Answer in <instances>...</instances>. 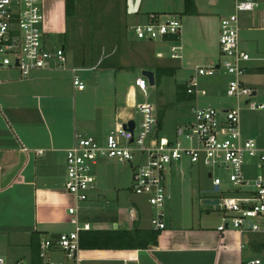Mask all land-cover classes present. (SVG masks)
<instances>
[{
    "label": "crops",
    "instance_id": "1",
    "mask_svg": "<svg viewBox=\"0 0 264 264\" xmlns=\"http://www.w3.org/2000/svg\"><path fill=\"white\" fill-rule=\"evenodd\" d=\"M216 2L208 0L209 4L205 6L200 0H190L194 13L184 14L186 20L183 28L186 25L189 31L192 23L203 24L215 32V42L219 46L222 17L218 12L221 6ZM76 4V14L72 15L76 17L78 28L75 34L78 40L76 49L71 47L68 53L65 44L58 46L64 48L66 53L64 67L38 70L26 77L15 68L0 67V251L3 253L0 256H4L9 264L19 261L39 264L41 239L73 230L77 220L80 225L90 223V229L83 232L139 229L147 232L144 234L149 240L153 232H160L157 242H151L147 248H84L80 244L79 264H249L259 259L253 257V253H256L262 241L261 246L264 247V234L242 233L234 228L219 231L223 216L221 211L217 218H212L209 213L198 214L194 211L190 223L186 224L183 218L178 222L165 219V228H156L151 222L153 213L148 207L150 204L131 190L132 179L129 192L118 189L116 199L110 197L109 188H103L100 182L94 184L88 198L82 201L66 190V149L73 144L75 134H85L93 128L97 135H102L119 121H124L130 109L135 111L133 106L138 102L139 89L129 84L125 92V109L120 110L118 104L113 112H107L103 106L95 105L94 94L102 78L105 77L116 87L122 85L129 72L135 73L136 79L142 75V70L150 69L154 71L156 82L157 69L163 68L169 73H173L174 69L172 66L156 68L152 65L144 58L145 45L139 41L133 42L134 39L129 38L119 26L116 28L121 35L117 34L119 30L115 27L108 32V44L112 48L109 53L100 54L104 50L101 45L103 34L98 37V46L94 51L83 46L80 49V0ZM184 9L185 0L181 10L183 13ZM44 10L45 36L66 35L68 17L65 0H44ZM233 11L234 1L228 13ZM252 12L256 13L253 17L258 25L247 27L264 30V8ZM239 19L241 30L247 28L241 23V16ZM115 20L119 22L121 18L116 17ZM183 35L182 30L180 40H183ZM132 43L136 44L140 55L134 52ZM179 46L180 49L176 51L180 52L181 57L172 58L182 61L185 45ZM93 53L100 54L96 63H92ZM116 55L117 58L114 57ZM201 55L207 66L215 63L210 52L205 51ZM103 58L107 64L102 69L106 70L97 71ZM135 59L139 62L134 63ZM251 61L253 63L249 64ZM255 61L260 60L252 58L246 63V73L252 71L264 75L259 71L264 66L255 64ZM73 68H82L78 74L83 82L85 78L91 79L93 97L85 95L86 88L80 89L74 85ZM110 70L117 72L108 74ZM92 98V105L102 108V111L97 118H85L86 114H80V102L81 106L86 102L89 107ZM131 168L133 174L134 167ZM205 198L208 197L202 196L203 200ZM74 206H77L76 213H70V208ZM33 237L38 239L34 244L31 243ZM49 257L61 264H70L59 250L52 251ZM259 264H262L261 260Z\"/></svg>",
    "mask_w": 264,
    "mask_h": 264
},
{
    "label": "built area",
    "instance_id": "2",
    "mask_svg": "<svg viewBox=\"0 0 264 264\" xmlns=\"http://www.w3.org/2000/svg\"><path fill=\"white\" fill-rule=\"evenodd\" d=\"M234 11L221 18L219 48L227 56L222 63L196 67L187 85L188 94H207L198 76L219 74L221 67L225 73L233 75L227 87V94L238 100L246 95L249 109H264V104L250 101L252 88L245 83L246 63L252 60L240 43L241 24L239 15L258 9L264 0H233ZM164 14L148 12L145 18L130 25L137 39L180 40L183 30L181 19H164ZM44 0H0V67L17 69L23 77L36 70L64 67L67 57L64 48H50L45 42ZM172 57L180 58L176 51L180 46H172ZM162 57V52H158ZM73 68L74 85L86 87L78 72ZM135 87L143 94L144 101L137 102L134 116V129L131 131L120 122L106 135L76 133L73 144L66 149V190L77 200L88 198V192L95 182L94 168L103 158L117 159L132 163L131 190L143 195L151 206L157 208L152 223L158 229L166 226L164 208L169 199L168 179L171 169L184 158L189 163H203L210 168L212 185L221 193L223 178L215 175V168H222L235 186V193L219 198L215 204L223 213L219 231L234 228L242 233L264 234V174L247 175V156L254 159L255 168L264 167V148L255 139L245 137L240 125V106L218 109L214 106L194 108L189 127L177 128L181 138L159 135V120L156 108L148 100L149 80L146 76L135 79ZM136 96V93H133ZM136 114L140 115L139 121ZM243 188V189H242ZM77 206L70 208L76 213ZM61 232L59 236L42 238L40 242L39 264H61L50 259L54 250L61 251L70 264H79L80 231L90 229V223ZM252 260L249 264H259ZM0 264H9L0 256ZM14 264H27L23 261Z\"/></svg>",
    "mask_w": 264,
    "mask_h": 264
},
{
    "label": "rangeland",
    "instance_id": "3",
    "mask_svg": "<svg viewBox=\"0 0 264 264\" xmlns=\"http://www.w3.org/2000/svg\"><path fill=\"white\" fill-rule=\"evenodd\" d=\"M200 2L208 6V0H200ZM258 8L263 10L264 2ZM219 4L221 9H218L220 18L224 15H228L232 10L233 0H217L216 5ZM183 0H80V49L83 46L88 50L94 51L98 46V37L102 36V47L104 50L100 52L101 56L109 53L112 48H109L108 44V32L112 28L119 26L121 31L127 32L129 38L134 39L133 42H142L145 46L146 54L144 58L147 59L156 68L158 67H174L173 73L166 72L159 79L158 84L150 85L148 87V100L156 108V115L159 120V135L167 136L170 138H181L177 134V128L183 127L187 129L190 121L194 116V108L214 106L218 109L232 108L240 106V125L241 130L245 137H251L264 148V109H249V105L246 95L241 96L238 100L236 96L227 94V87L233 75L225 73V68L222 66L219 74L213 76H198V80L201 86L207 89V94H188L187 85L192 76H196V67L207 66L202 59V53L205 51L210 52L212 60L215 63H222L227 59L215 42V32L208 30L203 24L192 23L189 31L183 28L184 35L183 40H154L148 41L146 39H137L130 28V25L136 21H140L148 12H159L164 14V19H171L177 17L182 20L183 27L186 20L182 10ZM120 13V15L118 14ZM146 13V14H145ZM116 14H118L116 16ZM125 14H128L125 17ZM252 11L242 12L239 16L242 18V24L258 25V22L254 20L255 16ZM139 17H136V16ZM120 17L121 20L116 22ZM76 17H68V33L66 35L59 34H47L45 36V42L48 47H58L62 44L66 45V49L69 53V49L72 47L76 49L78 43L75 37L77 31ZM264 19V17H263ZM264 21V20H263ZM264 25V23H262ZM244 28L240 30V43L244 47L255 61V64L264 66V30ZM118 28H116L117 30ZM119 30V29H118ZM121 31H117V34L121 35ZM164 41V42H163ZM132 43L133 50L137 55L136 44ZM185 45L182 61L173 59L171 46ZM112 51V50H111ZM162 51L164 56L158 57L157 52ZM179 55L180 52L178 51ZM99 54V55H100ZM93 55H95L93 53ZM99 55H95L92 63H96ZM118 57V55L114 56ZM136 58V57H135ZM111 59V58H110ZM111 61V60H110ZM134 63L139 60H133ZM182 62V63H181ZM248 63V62H247ZM253 61L249 62L252 64ZM209 65V64H208ZM97 71L106 69V66H99ZM38 71V70H36ZM33 71V72H36ZM94 72L96 71L93 70ZM32 72V73H33ZM108 74L117 72L115 70L107 71ZM255 74V75H254ZM259 74V73H258ZM89 77L90 76H86ZM112 78V75H111ZM247 86L256 90V94L250 97V101L264 104V75H257L256 72L250 71L244 76ZM84 83L86 89H84L85 95L88 98L93 97V86L91 79L85 78ZM129 84H135V73L129 72L127 78L122 83L113 87V85L105 77L102 78L101 84L97 88V92L94 94L96 97L89 102V107L85 102L81 106L80 102V114H86L84 117L99 116L102 108L92 105V100L95 105L103 106L107 112H113L116 105L120 110L125 109V92ZM97 87L94 86V88ZM116 89V90H115ZM138 102H143L145 99L140 90H138ZM123 105V106H122ZM119 111V110H118ZM96 115H95V114ZM136 119L139 121L140 115L136 114ZM120 121L117 123V125ZM116 125V126H117ZM113 125L109 129L105 130L102 135H106L109 131L116 127ZM93 131V128L85 134L97 135ZM101 133V132H100ZM247 175L255 176L256 174H264L263 168H255L254 159L247 156ZM177 168H172L168 179V193L169 199L166 202L164 212L166 220L172 219L173 221H181L183 218L185 223H190L194 211L202 213H209L212 218H217L220 214V210L214 204H204L202 196H206L212 199H219L225 195H231L235 193L236 186L229 181L226 172L222 168H215V175L223 178V184L221 186L222 192L218 193L214 191L212 185V179L208 176L210 168L206 167L203 163H189L187 158L178 162ZM132 163L120 162L117 159L103 158L94 168L95 182H100L103 188H109V195L116 199L115 195L118 189L120 192L128 193V187L130 186L132 179ZM243 189V188H242ZM144 199H146L143 195ZM147 200V199H146ZM148 202V201H147ZM149 203V202H148ZM148 205V204H147ZM153 213L156 215L157 208L148 205ZM202 209V210H201ZM208 209V211H206ZM202 212V213H201ZM152 222V219H151ZM153 224V223H152ZM260 242L257 247L256 253H253V257L259 258L264 264V247ZM261 246V247H260ZM0 255L3 253L0 251Z\"/></svg>",
    "mask_w": 264,
    "mask_h": 264
},
{
    "label": "trees",
    "instance_id": "4",
    "mask_svg": "<svg viewBox=\"0 0 264 264\" xmlns=\"http://www.w3.org/2000/svg\"><path fill=\"white\" fill-rule=\"evenodd\" d=\"M77 0H65V9L67 17L75 15L77 11ZM194 13L190 8V0H185L184 14ZM87 62V61H86ZM85 62V63H86ZM107 64L103 58L100 61V66ZM166 69L156 70V84L162 75L166 74ZM264 73V68L259 70ZM160 125V124H159ZM144 232L139 229L133 231H114V232H98V231H85L81 232L80 244L84 248H147L151 242L156 243L157 237L160 232H153L152 239H146ZM33 237L32 244L36 243L38 239Z\"/></svg>",
    "mask_w": 264,
    "mask_h": 264
},
{
    "label": "water",
    "instance_id": "5",
    "mask_svg": "<svg viewBox=\"0 0 264 264\" xmlns=\"http://www.w3.org/2000/svg\"><path fill=\"white\" fill-rule=\"evenodd\" d=\"M141 74L143 75V76H146L147 78H148V80H149V84L150 85H155L156 84V82H155V74H154V71L153 70H150V69H144V70H142V72H141ZM256 94V91L254 90L253 91V95H255ZM134 116V111H133V109H130V111H129V116L126 118V119H124V124H123V126L125 127V128H128V129H130L131 131H133V129H134V120H129L128 122H126V120L128 119V118H131V117H133ZM209 177L211 176V174H209L208 175ZM216 191L219 189V186L218 185H216L215 186V188H214ZM219 202V200L218 199H212V198H205L204 200H203V203L204 204H217ZM59 236V234H53L52 235V237H54V238H56V237H58Z\"/></svg>",
    "mask_w": 264,
    "mask_h": 264
}]
</instances>
